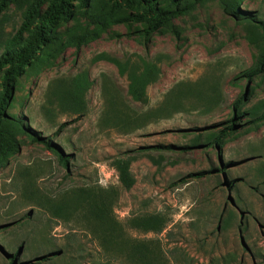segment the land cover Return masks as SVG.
<instances>
[{
    "label": "rangeland",
    "instance_id": "1",
    "mask_svg": "<svg viewBox=\"0 0 264 264\" xmlns=\"http://www.w3.org/2000/svg\"><path fill=\"white\" fill-rule=\"evenodd\" d=\"M34 1L0 0V50ZM98 2L110 8L114 0ZM72 6L56 27L62 40L88 22L78 1ZM119 12L143 8L121 4ZM259 19L264 0H205L147 35L149 20L116 23L27 70L5 112L50 138L68 162L19 135L22 144L0 165V264H131L110 236L154 245L168 264H264V119L246 113L264 98V72L245 74L263 47ZM101 52L157 65L146 101L129 96L127 73L93 61ZM232 117L237 130L208 142ZM117 158L130 160V188ZM84 196L101 198L112 223L94 220ZM150 215L165 221L160 232L130 223ZM50 251L58 252L51 261H33Z\"/></svg>",
    "mask_w": 264,
    "mask_h": 264
},
{
    "label": "trees",
    "instance_id": "2",
    "mask_svg": "<svg viewBox=\"0 0 264 264\" xmlns=\"http://www.w3.org/2000/svg\"><path fill=\"white\" fill-rule=\"evenodd\" d=\"M74 1H78L85 9L88 22L82 34L76 35L72 33L62 40L65 32L58 30L56 27L60 21L66 20L71 16ZM202 1L205 0H167L165 6H158L157 0H114L112 6L107 8L108 4H99L98 0H35L26 11L20 31L7 39L0 50V165L20 147L23 142V139L19 138L21 134L29 137L32 141L43 144L49 150H56L59 155V161L65 167L68 162V159L58 151V147L50 138L33 132V130L25 126L21 118L9 117L5 112L9 101L12 99V93L19 86L20 77L27 70L40 67L46 60L53 57L67 45H74L79 48L83 43L95 39L105 28L116 23L149 20L150 22L147 26L142 29L147 35L158 29L160 24L167 19L188 12ZM218 1L226 7L231 4L232 0ZM46 2V6L43 7ZM135 3L142 6L143 12L135 14L119 12L121 4L132 5ZM243 14L240 17L254 20V16L251 14ZM90 25H93L91 30L88 28ZM257 25L260 30L263 47L255 63L245 71L247 79L264 72V19L257 20ZM97 60H106L113 63L118 68L119 73H127L129 96L134 100L137 99V101H146V86L156 80L159 71L155 63L141 59V65L132 64L130 60L121 61L106 52L97 54L93 61ZM237 99L232 104V115L234 116L236 111L238 114L240 113L241 97ZM246 111L255 120H263L264 98L258 105ZM234 120L235 117H232L227 121L229 123L222 135L219 136L215 132L207 134V141L213 144H220L224 134L237 130ZM62 126L61 124L58 130ZM129 162V159L124 158H117L113 162L118 170L119 179L126 188H130L133 185ZM77 193L79 197L85 192L83 189H79ZM86 198L87 196L82 197L86 203L88 213L94 220L99 223H112L111 218L108 216L106 203L101 198L94 199V201H89ZM130 223L133 227L144 231L160 232L164 227L165 221L160 216L150 215L132 218ZM109 241L112 244L121 245L125 249L126 256H130L133 259L129 260L131 264H168V260H166L162 251L154 245H148L143 241L128 243L125 239H115L114 236H110ZM56 255H58V252L50 251L33 261L36 263L51 261ZM9 261V264L14 262L12 259Z\"/></svg>",
    "mask_w": 264,
    "mask_h": 264
},
{
    "label": "water",
    "instance_id": "3",
    "mask_svg": "<svg viewBox=\"0 0 264 264\" xmlns=\"http://www.w3.org/2000/svg\"><path fill=\"white\" fill-rule=\"evenodd\" d=\"M230 203L232 206H235V208H237L235 201L233 200V198L229 197ZM241 243L245 246V242L243 240V238L241 237Z\"/></svg>",
    "mask_w": 264,
    "mask_h": 264
}]
</instances>
